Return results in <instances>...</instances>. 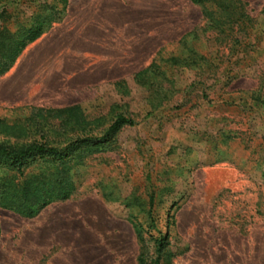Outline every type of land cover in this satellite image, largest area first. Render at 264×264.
I'll return each mask as SVG.
<instances>
[{"label": "rangeland", "instance_id": "rangeland-1", "mask_svg": "<svg viewBox=\"0 0 264 264\" xmlns=\"http://www.w3.org/2000/svg\"><path fill=\"white\" fill-rule=\"evenodd\" d=\"M97 1L4 5L0 27L11 33L29 27L33 12L48 14L44 6L63 11L0 75V140L100 136L117 114L134 125L85 159L67 200L31 219L0 208V264H137L130 220L147 214L150 196L157 231L169 233L171 264H264V0H227L220 29L205 13H219L211 3L103 0L71 76L59 82L60 55L36 76L30 59ZM241 13L251 21L246 33L226 23L246 26ZM69 107L82 112V125L61 128L46 113Z\"/></svg>", "mask_w": 264, "mask_h": 264}, {"label": "trees", "instance_id": "trees-1", "mask_svg": "<svg viewBox=\"0 0 264 264\" xmlns=\"http://www.w3.org/2000/svg\"><path fill=\"white\" fill-rule=\"evenodd\" d=\"M58 1L63 3L64 8L66 0ZM8 2L11 0H0V21L8 16L4 7ZM192 2L203 7L207 3L213 4L219 10L218 14L214 15L205 8V13L211 20L210 24L215 29L224 27L225 22L218 21V19L223 16L226 19L230 16L226 12L229 9L227 0H192ZM44 7L49 11L48 14L33 12L31 25L27 28L23 27L11 33L6 27H0V75L10 69L25 46L37 39L52 22L58 20L60 12L63 11V8L58 10L55 3ZM245 18L246 26L242 28L238 20H228L226 23L230 25L231 31L233 24H236V32L242 29L241 31L246 33L251 28L249 24L251 21L241 13L239 19H242V24ZM173 61L175 64L178 63V59L173 58ZM153 66L154 64L136 73L133 80L138 84L143 83ZM46 113L52 119H57L61 128L70 123L83 124V114L78 107L49 110ZM133 125L132 120L122 114H117L105 134H100V136H93V134H31L30 136L29 134L25 136L5 134L4 140H0V208L31 219L48 204L67 200L75 193V172L84 165L85 159L104 151L105 148L113 147L116 133L125 126ZM153 200V196H150V209L145 216L140 219L133 217L130 220L139 245L136 262L137 264H171L172 255L167 250L169 233L167 231L161 234L157 231V221L151 213ZM170 219L169 216L168 221ZM169 225L172 223L169 222L167 227ZM154 232L158 235L155 236Z\"/></svg>", "mask_w": 264, "mask_h": 264}, {"label": "crops", "instance_id": "crops-1", "mask_svg": "<svg viewBox=\"0 0 264 264\" xmlns=\"http://www.w3.org/2000/svg\"><path fill=\"white\" fill-rule=\"evenodd\" d=\"M102 1H97L95 6L91 5L59 39L30 59L29 69L33 70L36 76L41 77L45 74L47 66L51 63V57L55 55H60L66 65L65 73L60 77L59 82L63 83L65 76H71L73 70L79 66L80 59L83 56L81 51L87 50L88 33L96 32ZM97 64V62H94L92 68H95Z\"/></svg>", "mask_w": 264, "mask_h": 264}, {"label": "bare ground", "instance_id": "bare-ground-1", "mask_svg": "<svg viewBox=\"0 0 264 264\" xmlns=\"http://www.w3.org/2000/svg\"><path fill=\"white\" fill-rule=\"evenodd\" d=\"M102 1V0H101ZM102 4H103V1H102ZM99 5H100V3H99ZM115 8V7H114ZM101 9V8H100ZM128 43V42H127ZM127 45V44H126ZM127 47V46H126ZM120 49V48H119ZM127 49V48H126Z\"/></svg>", "mask_w": 264, "mask_h": 264}]
</instances>
